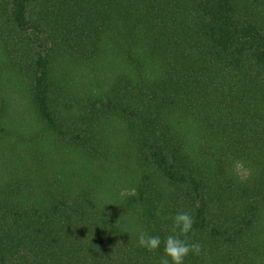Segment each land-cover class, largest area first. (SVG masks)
Returning <instances> with one entry per match:
<instances>
[{
    "label": "trees",
    "instance_id": "16d2710c",
    "mask_svg": "<svg viewBox=\"0 0 264 264\" xmlns=\"http://www.w3.org/2000/svg\"><path fill=\"white\" fill-rule=\"evenodd\" d=\"M178 212L264 264V0H0V264H160Z\"/></svg>",
    "mask_w": 264,
    "mask_h": 264
},
{
    "label": "clouds",
    "instance_id": "9594fccd",
    "mask_svg": "<svg viewBox=\"0 0 264 264\" xmlns=\"http://www.w3.org/2000/svg\"><path fill=\"white\" fill-rule=\"evenodd\" d=\"M171 234L163 241L164 255L160 258V264H185L190 255L200 256L203 246L198 241H189V233H194V217L189 212H178L174 215ZM183 237V238H182ZM159 235H150L147 231H141L138 235L139 246L149 252H156L161 245Z\"/></svg>",
    "mask_w": 264,
    "mask_h": 264
},
{
    "label": "rangeland",
    "instance_id": "374dc122",
    "mask_svg": "<svg viewBox=\"0 0 264 264\" xmlns=\"http://www.w3.org/2000/svg\"><path fill=\"white\" fill-rule=\"evenodd\" d=\"M75 179L79 180L80 178L79 177H75Z\"/></svg>",
    "mask_w": 264,
    "mask_h": 264
}]
</instances>
